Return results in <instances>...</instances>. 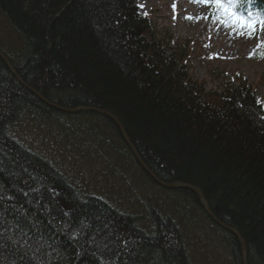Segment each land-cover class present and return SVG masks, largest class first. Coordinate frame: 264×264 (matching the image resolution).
Returning a JSON list of instances; mask_svg holds the SVG:
<instances>
[{
    "label": "trees",
    "instance_id": "trees-1",
    "mask_svg": "<svg viewBox=\"0 0 264 264\" xmlns=\"http://www.w3.org/2000/svg\"><path fill=\"white\" fill-rule=\"evenodd\" d=\"M0 24L17 42L0 41V51L24 83L60 106L112 114L160 180L198 188L245 241L247 264H264V112L240 72H220L221 88L206 91L188 73V41L158 29L135 0H0ZM25 128L42 135L40 148L23 142ZM85 148L100 150L89 154L114 183L83 187L62 171ZM118 164L138 179L122 198ZM0 169V214L16 240H0L8 264H241L237 238L189 189L156 185L112 121L42 103L1 60ZM207 234L210 249H198ZM41 237L52 248L37 249Z\"/></svg>",
    "mask_w": 264,
    "mask_h": 264
},
{
    "label": "rangeland",
    "instance_id": "rangeland-1",
    "mask_svg": "<svg viewBox=\"0 0 264 264\" xmlns=\"http://www.w3.org/2000/svg\"><path fill=\"white\" fill-rule=\"evenodd\" d=\"M135 4L138 13L147 14L158 29H163L166 34L172 35L180 42L188 41L189 57L186 64L193 81L202 84L206 91H214L222 86L220 72L228 76L234 72H240L255 90L256 101L264 112V32L259 26L256 27L251 37L246 32L239 33L229 25L221 24L218 16L212 15L215 10L200 0H135ZM173 5H175V10ZM1 26L0 24V28ZM5 33L0 35V41L2 44H9L10 49L14 50L17 48V42L9 37V30ZM4 36L6 40L2 39ZM250 53H254L251 58ZM28 136L31 135L29 129H26V132H22V137L28 138ZM25 140L31 142L33 147L40 148L43 137L36 133L32 138L24 139L23 142L29 144ZM52 145H57L56 150L61 146L57 139L56 141L53 139ZM49 146L48 142L46 148ZM94 151L100 150L85 148L82 155L79 153L76 155L81 158L78 162H76L75 155H73L74 158L69 156L71 161H67L62 171H65L71 178H76L83 187L84 184H94L95 188L101 189L107 187L106 184L114 183V179L112 175L102 176L103 170L97 158L89 154ZM53 154L59 160V156ZM66 157V154L61 153L60 161ZM75 164L81 167V171L77 168L79 174L77 177L72 173L76 170ZM118 168L125 181V188L119 190L117 194V197L122 198V195L129 196L126 190H129L131 184L137 186L138 179H133L131 173L122 164H118ZM212 235L207 234L205 239L197 238L200 241H196L195 246L199 249L202 241L206 242L205 249H210L207 243L211 241Z\"/></svg>",
    "mask_w": 264,
    "mask_h": 264
},
{
    "label": "snow or ice",
    "instance_id": "snow-or-ice-1",
    "mask_svg": "<svg viewBox=\"0 0 264 264\" xmlns=\"http://www.w3.org/2000/svg\"><path fill=\"white\" fill-rule=\"evenodd\" d=\"M203 3L213 8L215 11L212 13L213 16H218L219 22L221 24H227L239 33H247L249 37L255 32L256 27L259 26L260 30L264 32V10H260L257 13H247V15H241L236 9L240 0H202ZM175 10V5H173ZM254 53H250L251 56ZM2 170V169H0ZM5 202L4 188L0 185V204ZM16 227L19 228V222H16ZM11 231V226L3 222V214H0V240H9L12 244L16 243L13 236L9 235ZM27 245L28 242L25 241ZM32 247V245H28ZM44 246L52 248L50 243H47L43 237L40 241L35 244L37 249L42 250ZM55 252V259H62L63 253L58 249H53ZM35 264H51V260H44L42 258L36 257ZM0 264H8V258L0 253ZM11 264H15L14 261Z\"/></svg>",
    "mask_w": 264,
    "mask_h": 264
},
{
    "label": "water",
    "instance_id": "water-1",
    "mask_svg": "<svg viewBox=\"0 0 264 264\" xmlns=\"http://www.w3.org/2000/svg\"><path fill=\"white\" fill-rule=\"evenodd\" d=\"M0 60L5 64V66L8 68V70L10 71V73L14 76V78L20 83L22 84L25 88H27L29 91H31L34 95H36V97L44 104L57 109L59 111L62 112H66V113H76V112H80V111H87V112H95L98 114H101L105 117H107L110 121H112L114 123V125L117 127V129L119 130L122 139L124 140L125 144L128 146V148L130 149V151L132 152L133 156L136 159V162L138 163V165L150 176V178L160 187L166 188V189H174V188H185V189H189L190 191H192L199 199L201 206L203 207L204 211L208 214V216L216 223L218 224L220 227H222L223 229L227 230L228 232L232 233L236 238L237 241L240 245V252H241V264H247V246L245 241L242 239V237L240 236V234L232 227L224 224L223 222L219 221L214 214L209 210L208 208V204L207 201L205 199V197L203 196L202 192L190 185V184H186V183H182V182H164L162 180H160L147 166L146 164L143 162V160L141 159V157L139 156V154L137 153L136 149L133 147L132 143L130 142V140L128 139V136L125 133V130L123 128V126L120 124V122L112 115L110 114L108 111L103 110V109H99L96 107H91V106H75V107H64V106H60L58 104L52 103L50 101H48L47 99H45L40 93H38L36 90H34L33 88H30L28 85H26V83H24L21 78L19 77V75L17 74V72L14 70V68L11 66L10 62L8 61V59L6 58V56L0 51Z\"/></svg>",
    "mask_w": 264,
    "mask_h": 264
},
{
    "label": "bare ground",
    "instance_id": "bare-ground-1",
    "mask_svg": "<svg viewBox=\"0 0 264 264\" xmlns=\"http://www.w3.org/2000/svg\"><path fill=\"white\" fill-rule=\"evenodd\" d=\"M7 58V57H6ZM9 61V60H8ZM11 64V63H10ZM175 182V181H174Z\"/></svg>",
    "mask_w": 264,
    "mask_h": 264
}]
</instances>
